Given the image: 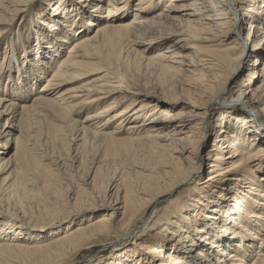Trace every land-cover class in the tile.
Returning a JSON list of instances; mask_svg holds the SVG:
<instances>
[{"label": "bare ground", "instance_id": "bare-ground-1", "mask_svg": "<svg viewBox=\"0 0 264 264\" xmlns=\"http://www.w3.org/2000/svg\"><path fill=\"white\" fill-rule=\"evenodd\" d=\"M32 2L0 0L6 51L17 44L9 41L13 26ZM58 3L48 40L32 52L43 74L57 60L47 79L36 93L30 58L21 53L28 66L3 78L8 88L0 86V140L7 138L0 141V264H72L79 251L105 240L129 242L149 213L152 246H139L144 258L135 251L127 258L125 250L119 264H264V0ZM63 30L73 37L56 39ZM57 41L69 45L64 54ZM245 61L252 70L235 93L229 86ZM154 65L176 79L179 92L126 81L127 71ZM235 101L223 114L222 104ZM45 116L66 157L75 153L68 162L78 176L62 174L41 149L38 118ZM10 140L14 150L5 158ZM86 152L93 156L87 167ZM63 180L73 188L68 200ZM14 197L23 218L10 206ZM81 214L87 221H72L79 223L49 240L27 233Z\"/></svg>", "mask_w": 264, "mask_h": 264}, {"label": "rangeland", "instance_id": "rangeland-1", "mask_svg": "<svg viewBox=\"0 0 264 264\" xmlns=\"http://www.w3.org/2000/svg\"><path fill=\"white\" fill-rule=\"evenodd\" d=\"M136 2H137V0H131V4H129V5L133 6ZM33 4H35V7L29 11L27 16L26 17L24 16L21 20L17 21L13 26L12 34L10 35L9 41H10V45H12L13 42H17V44H15L14 46H10L9 51H6L5 49L2 48V46H0V64L2 63L1 61L4 59V61H5L4 66L6 67L4 71L0 69V81H1L0 86L3 87V85H4V87L8 88L9 84L7 83V80H5V81H2V80L7 78L10 73H14V71H16L18 69L25 70L26 66H28V65L25 66V64H23V59L19 60L21 53H22L25 55V58H26L25 62L30 58L29 69L35 75V78H33L34 81L31 82V85H32L33 90H35V92L37 93V91L39 90V87L42 85V83H44L45 79H47V77L49 76V74L51 73L53 68L55 67L57 60H55L52 63V67L50 68L49 72H47V73L45 72L46 74H43V71H44L43 67L34 68L32 65V61H33L32 52L34 49L40 47L39 42H41V41L46 42L48 40L47 39L48 37H46L47 36L46 33L49 32L51 34V32L47 26H50V24H51L50 22L52 20H54V18L59 17V15H58L59 12L57 9L60 6V4L58 3V0H34ZM55 4H56V6H54ZM62 6H63V4H62ZM98 14H99L98 15L99 18L102 19L101 18L102 14L100 12H98ZM32 16H34V17H32ZM42 21L45 22V24H42ZM170 27L174 32H177L180 30V28L176 24L171 23ZM66 28L67 27H65V28L63 27V29H66ZM90 28H91V30H93L94 25ZM243 28L245 29V33H246V29H247L246 25H243ZM143 29L146 32L145 33L146 36L155 35L156 29H153V28H152V30L147 29V28L146 29L143 28ZM143 29H140L139 31L144 33ZM18 30H19V33L17 34ZM63 32L65 33V35L56 34L57 35L56 39L60 36V39L68 41V39L70 38L69 36L73 37L72 34L69 33L67 30L66 31L63 30ZM57 43L59 44L60 51H62V53L64 54L65 50L67 49V47H69V45H66L65 47H63L62 46L63 43H60L59 41H57ZM155 48H158V46L151 48V50L152 49L154 50ZM155 52H157V50L151 52V54L155 53ZM250 61L252 63V60H250ZM244 64L245 65L239 66V68L234 71L233 76H236L237 74H239V79L238 80L235 79L233 81V84L231 83V85L229 86L230 88H233L235 93L239 89L238 86L235 87L237 85V82L240 81L242 78L245 80L248 72L250 70H252L251 66H250L251 65L250 62L248 63L245 61ZM248 64H250V65L248 66ZM256 64H261V63L257 62ZM240 73H241V75H240ZM25 76L26 75H24V77ZM125 76H127L126 81H129L134 86H137L140 88H147L150 91L154 90L156 92H159L160 89H164L165 91H168V92L169 91H171L173 93L179 92V89H178L179 83L176 85V79H171V77L169 75L160 73V71L158 70V67H156L155 65L151 66L149 68L142 66L138 73L135 71V69H133V71H127ZM15 79H17V77H15ZM15 82L17 83V81H15ZM235 82H236V84H234ZM180 87H182L181 84H180ZM28 89L32 90L29 88V86H28ZM235 95H234V97H235ZM7 96H9V95H7ZM236 104H237V101L222 104V106L225 107V109H224L225 113H223V114L233 112L234 106H237ZM83 117H84V115L81 117V119L79 118L78 120L79 121L82 120ZM5 118H6V116L4 117V119H1L0 125L4 124ZM214 118L215 117H213L212 119H214ZM38 120L40 122V125L43 126V127L41 126V129H39V131H38L39 135L37 136L38 139H40L41 141L43 140L41 149H43V151L45 150L44 153L48 154L49 157L51 156V159L53 158L52 159L53 161L60 163L59 169H60V172L62 174H65L67 172L68 174H71L73 176H78L76 171H74V170L72 171L71 165L68 162L70 155L74 156L75 153L71 154V151H70L69 152L70 155L66 157V155H65L66 153L64 152V149L62 147L61 142H59L57 138L55 140H53V136L51 134H49V131L46 130V128L48 126V121H50L51 118L45 116L43 118H38ZM258 127H261V125H259ZM6 139L7 138L1 137L0 141L4 142V141H6ZM47 139H49V140L47 141ZM12 140H13V137H12ZM12 140L9 141V144H8L9 148H6L7 151H6V154L4 155L5 158L10 156L13 153L14 144H13ZM45 141H47L46 144H44ZM212 141H213V137L206 139L205 146H204L205 151H208L211 149ZM78 152L79 153H78L77 157L82 155L81 151H78ZM0 156H1V154H0ZM84 156L87 157V161H86V165H85V167H87L89 165V163L92 161L93 156H92V154H87V152L85 153ZM62 162L67 163V164L63 166ZM208 162L209 161L206 160L204 165H203V168H201V175H203V178L207 175V172H208V168H207ZM61 165H62V167H61ZM2 177H5V175H3ZM62 177H65V176L62 175ZM62 183H63L62 188L64 190V196H66V200H68L69 194H70V192L73 191V188H72L71 184L69 182H67V180L66 181L63 180ZM62 199H65V197H63ZM171 199H172V197L165 204H163L162 207H160V209L158 210V213H161V211L164 209V207L169 205ZM17 200H18V198L16 199V197L11 198L10 206L13 210H15V212L17 213L19 218H23L26 213H24L22 211V209L20 211V205H19ZM23 206H24L23 208H25V210H27L28 213H31L30 212L31 210H30V207L28 204H23ZM87 212H89V211H87ZM85 215L86 214H81L78 216L75 215V217H73L71 220H68L64 223H59L57 225L55 224L53 226L51 225L49 227L44 226L43 228H45V229H43L41 231H38V230L30 231L29 230L27 233L33 234V236L35 235L37 240L38 239L39 240H46V239L49 240L52 236L57 237L62 232L65 233L67 231V229H72L77 225V223H79V222H73L72 223V221H76L78 219H81L83 221L81 223H84L85 221H87V220H85L87 217ZM98 215L99 214H95L94 216H98ZM151 218L152 217L150 216V213H149L145 217V220H147V222H146L147 225L145 227H142V228H137V229H135L129 233V235H131L133 233V237L131 238V240L129 242L124 243V244H119V242H116L117 241L116 238L111 239V240H105L103 242L98 243L96 246L94 245L93 248L90 247L87 250L79 251L74 256L75 261L72 264H75L77 261L82 262V264H93L94 262H96V264H119L126 259V257H123L125 250H127L126 253H128V252L131 253V254H127V258L130 256L133 257L134 251L137 254H140L141 258H144L146 255H143L141 253L142 250H140L139 248L142 246H144V247H151L152 246L151 239H152V234L154 233L155 230H154V226H153V222L151 221L152 220ZM78 221H80V220H78ZM91 255H93L92 256L93 258L90 259L89 256H91Z\"/></svg>", "mask_w": 264, "mask_h": 264}]
</instances>
